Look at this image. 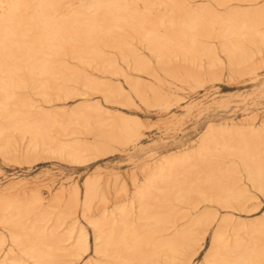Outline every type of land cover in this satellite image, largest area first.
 <instances>
[{
    "label": "rangeland",
    "instance_id": "obj_1",
    "mask_svg": "<svg viewBox=\"0 0 264 264\" xmlns=\"http://www.w3.org/2000/svg\"><path fill=\"white\" fill-rule=\"evenodd\" d=\"M23 3L0 264H264V0H58L37 50Z\"/></svg>",
    "mask_w": 264,
    "mask_h": 264
},
{
    "label": "bare ground",
    "instance_id": "obj_2",
    "mask_svg": "<svg viewBox=\"0 0 264 264\" xmlns=\"http://www.w3.org/2000/svg\"><path fill=\"white\" fill-rule=\"evenodd\" d=\"M25 1V0H24ZM57 2H58V0H37V4H38V9H36L35 11H37L38 10V14H39V19L37 18V22H38V24L36 25L35 24V26L36 27H34L33 25H32V22H31V28H33L34 27V30L36 31H34L35 33H33V35L31 34L30 36H32V38H33V40H34V42L32 41V39H31V37H29V39H31L30 41H32L33 43H36V41L40 44V43H42L44 40H45V38L47 37V34L48 33H50L51 35H53V36H55V37H57V36H60L62 33H64L65 35H66V32H67V29H70V24H68V23H61V24H59V25H56V26H45L44 24H43V22H42V15H45V16H51V14H52V12H53V10H55V8H56V4H57ZM5 3V5H3ZM27 3V2H26ZM28 3H29V0H28ZM25 5V3H23V0H0V7H3V8H5V10H6V12H7V14H9V17H8V15H7V18L6 17H4V16H2V14L0 13V16H1V19H0V30L2 29V30H4V31H1V32H3V33H1L0 32V79L2 80V82H3V86H2V89H1V91L3 90L4 92H5V94H6V96L7 97H3V99H5V101H7V99L8 100H10V99H12L13 98V96L12 95H10V92H12L11 91V89L12 88H14V86H17V84L19 85V83L20 82H17V74H18V72L19 73H21L22 74V70L24 71V73H25V70H27V69H29V68H27L26 67V65H28V64H26V62H24V60H22V59H19V58H21V57H23V56H21V57H17V55H19L18 53H13V51L11 50V46H16L17 48H19V50L20 51H22V49H24L25 48V42H19V40H17L16 39V37H17V34H16V32H14V30H12V29H9V27H11V26H9L8 24V27H6L3 23H4V21H9V20H13V19H15V16H17L18 14H17V11H18V6L19 5ZM5 6V7H4ZM22 6V7H23ZM21 7V8H22ZM26 7V6H25ZM3 8H2V10H3ZM7 8V9H6ZM21 8H19V9H21ZM1 12V11H0ZM5 12V11H4ZM18 12H20V11H18ZM261 13V12H260ZM4 15V14H3ZM17 18H18V16H17ZM33 19V18H32ZM16 20V19H15ZM20 20V19H19ZM24 20V19H23ZM34 20H35V18H34ZM6 21V22H7ZM11 22H14V21H11ZM36 22V21H35ZM40 23L42 24V26H40ZM23 24H24V22H23ZM4 25V26H3ZM18 25V24H17ZM30 25V23L27 25V27ZM13 26V25H12ZM23 27H24V25H23ZM38 27V28H37ZM18 28V27H17ZM16 28V29H17ZM25 28V27H24ZM23 28V29H24ZM36 28V29H35ZM28 29H30V28H28ZM13 32H12V31ZM32 29H30V31H31ZM24 31H25V29H24ZM22 32V31H21ZM33 32V31H32ZM24 34V33H23ZM77 34H80V32L79 33H77ZM21 36V35H20ZM79 36V35H78ZM23 38V37H22ZM21 39V38H20ZM25 39V38H24ZM28 42V41H27ZM31 42V43H32ZM31 43H27V44H29V46H30V44ZM31 44V46L33 47V48H35V46L37 45V43L36 44ZM37 46H39V45H37ZM37 46H36V48H35V50H37L38 48H37ZM28 47V46H27ZM29 48V47H28ZM32 48V50H34ZM16 50H18V49H16ZM18 50V51H19ZM28 50V49H27ZM35 50H34V52H35ZM58 50V48L57 47H55L54 49H51L50 50V52H56ZM17 51V52H18ZM19 51V53H21ZM38 52H39V50H38ZM17 54V55H16ZM25 54L26 53H24V51H23V54L22 55H24L25 56ZM28 55V54H27ZM27 56H25V59L27 60V58H26ZM32 60V59H31ZM49 60V59H48ZM51 61V60H50ZM52 62V61H51ZM43 63H44V65H43ZM41 65V64H40ZM52 65V64H51ZM54 65V64H53ZM52 65V66H53ZM29 66V65H28ZM30 67V66H29ZM34 67H36V66H34ZM39 66H37V68H38ZM54 67H56V66H54ZM59 69V68H58ZM30 70V69H29ZM37 70V69H36ZM39 70H40V73L41 74H44V73H46L47 74V72L50 70V63L48 62V61H44V62H42V67L41 68H39ZM56 70V69H55ZM51 71V70H50ZM27 72V71H26ZM28 72H30V71H28ZM29 74H31V73H29ZM53 74V73H52ZM51 74V75H52ZM58 74V73H57ZM61 74V73H60ZM60 74H59V76H60ZM28 75V74H27ZM50 75V76H51ZM46 76V75H45ZM57 76V75H56ZM15 77H16V79H15ZM19 77H20V75H19ZM52 77H54L53 75H52ZM51 77V78H52ZM57 78H59V77H57ZM56 79V78H55ZM54 79V80H55ZM51 80V79H50ZM53 80V79H52ZM57 80V79H56ZM18 81H19V79H18ZM44 81V80H43ZM41 82V80L39 81V82H41V84L42 83H45V82ZM58 81V80H57ZM53 83V82H52ZM47 83H45V84H42V86L43 85H46ZM49 85V84H48ZM48 85H46V87L45 88H48L47 86ZM39 87V86H38ZM44 88V89H45ZM42 90V89H41ZM43 91V90H42ZM45 92V91H44ZM1 98V97H0ZM7 98V99H6ZM10 98V99H9ZM4 101V100H3ZM2 101V102H3ZM4 101V102H5ZM1 102V103H2ZM8 102V101H7ZM0 103V104H1ZM3 105V104H2ZM9 105V104H8ZM12 106H13V102H12ZM19 111V110H18ZM18 111H16V113L18 112ZM2 112V111H1ZM13 114H14V112H13ZM10 115L9 114V117H6L7 118V121H10V119L11 118H14L15 116L14 115ZM19 115V114H18ZM12 116V117H11ZM14 116V117H13ZM21 116V115H20ZM19 116V117H20ZM12 120V119H11ZM21 120V119H20ZM15 121V120H14ZM13 122V121H12ZM25 123V122H24ZM8 124H11V123H8ZM8 124H6L5 123V125L0 129V138H2V139H5L4 141H7V142H9V140H8V138H9V130L11 129L10 128V126L8 125ZM15 129H16V127H15ZM22 129H23V127H22ZM12 131V130H11ZM24 131V130H23ZM12 140V139H11ZM2 142V141H1ZM7 142H5V145L3 144V148H5L4 146H6V143ZM12 142V141H11ZM11 142H10V144H11ZM7 148V147H6ZM1 149H2V147H1ZM9 149H11V148H9ZM3 150H6V149H3ZM12 150V149H11ZM13 151V150H12ZM71 152H73V151H71ZM3 153H5V152H3ZM74 153V152H73ZM71 154V153H70ZM6 156V155H5ZM251 164V163H250ZM252 164H254V163H252ZM256 164H257V162H256ZM262 164V163H261ZM250 166V165H249ZM254 167H255V164H254ZM262 169V168H261ZM160 170V169H159ZM158 170V171H159ZM158 171H157V173H158ZM162 172H163V170H161ZM253 171V170H252ZM161 172V173H162ZM156 173V172H155ZM155 173H152L149 177H148V179L146 180V184L148 183V185L150 186V184L151 183H149L150 181H151V179L153 178V177H155V176H158V175H156ZM160 173V172H159ZM163 175V174H162ZM252 175V174H251ZM160 176H161V174H160ZM253 176V175H252ZM262 176H263V174H262ZM158 178V177H157ZM252 178V177H251ZM263 178V177H262ZM156 179V178H155ZM155 179H153V181H152V183L153 182H155L154 180ZM254 180H255V178H254ZM257 181H258V179H257ZM145 184V185H146ZM154 184V183H153ZM144 185V186H145ZM143 186V187H144ZM154 186V185H153ZM151 187V186H150ZM228 187V186H227ZM147 188H148V186H147ZM139 189V188H138ZM137 189V190H138ZM144 189H145V187H144ZM146 190V189H145ZM149 190V189H148ZM141 191L143 192L144 190H142L141 189ZM140 193V192H139ZM138 193V194H139ZM227 193V192H226ZM235 193V192H234ZM137 194V195H138ZM224 194V193H223ZM235 194H239V193H235ZM229 195V194H228ZM139 196H141V195H139ZM143 197V196H142ZM221 197V196H220ZM225 197V196H224ZM135 198H137V197H135ZM134 198V199H135ZM144 198V197H143ZM233 198H235V197H233ZM237 198V197H236ZM238 198H239V196H238ZM141 200V199H140ZM222 200V199H221ZM240 200V199H239ZM135 201V200H134ZM230 201V200H229ZM242 201V200H241ZM220 202H222V201H220ZM138 203V202H137ZM140 203V202H139ZM141 203H142V201H141ZM224 204H225V202H223ZM242 204V203H241ZM244 206V205H243ZM241 207V206H240ZM140 208V207H139ZM141 211V210H140ZM203 211V210H202ZM206 211V210H205ZM138 212H139V210H138ZM148 212V211H147ZM211 213V212H210ZM201 214H203V213H201ZM212 214V213H211ZM138 215V214H137ZM146 215H147V213H146ZM200 215V214H199ZM145 216V215H144ZM201 216V215H200ZM209 216V215H208ZM211 216V215H210ZM213 216V215H212ZM143 217V216H142ZM199 217V216H198ZM211 218V217H210ZM169 219V218H168ZM171 219V218H170ZM194 219V218H193ZM192 219V220H193ZM204 218H197L196 220H195V223H197L196 224V226L197 225H199L200 223L202 224H205V222H203L204 220H203ZM206 219V218H205ZM215 219V218H214ZM213 219V220H214ZM9 220V219H8ZM156 220H157V218H156ZM159 220L160 219H158V222H159ZM141 221V220H140ZM162 220H160V222H161ZM206 221H208V222H206V224L208 223H210L209 222V220H207L206 219ZM164 222V221H163ZM194 223V222H193ZM192 223V224H193ZM11 224H13V221L11 222ZM263 225H264V223H262ZM155 225V224H154ZM194 225V224H193ZM192 225V226H193ZM263 225H261V222H260V226L261 227H259L258 229H260V231L258 232V233H260V234H264V227H263ZM191 226V225H190ZM195 226V225H194ZM259 226V225H258ZM156 227H158V226H156ZM208 228V227H207ZM206 228V229H207ZM178 229V228H177ZM219 229V228H218ZM217 229V230H218ZM257 229V228H256ZM255 229V230H256ZM181 230V229H180ZM183 230H185V229H183ZM182 230V232H178L179 233V236H180V234L183 236V239H182V236H181V240L183 241V240H185L186 239V237H187V239H188V236H186L187 234H189V232H190V230L188 229V230H186L187 232H185V231H183ZM220 230V229H219ZM218 230V231H219ZM218 231H215V232H217V233H214V240L213 241H215V242H217V245H218V243H219V240L218 239H221V238H219V233L220 232H218ZM258 231V230H257ZM185 233H187L186 235H183V234H185ZM256 233V232H255ZM177 236H178V234H177ZM176 236H175V234H174V237L173 238H175ZM179 238H177V240H178ZM187 239H186V241H187ZM176 240V239H175ZM181 240H179L178 241V243L181 241ZM173 241H174V239H173ZM222 241V240H221ZM171 243H168V249L166 250V248H165V251L167 252V251H174V246H177V245H175L172 241H170ZM177 242V241H176ZM186 243V242H185ZM164 244H165V240H164ZM180 245V244H179ZM188 245V244H187ZM215 245H216V243H215ZM214 245V246H215ZM216 245V246H217ZM190 246V245H189ZM215 246V247H216ZM217 247H219V246H217ZM216 247V248H217ZM188 248V247H187ZM189 249V252L191 251L190 250V247L188 248ZM176 250V249H175ZM217 250V249H216ZM255 251V250H254ZM257 251V250H256ZM177 252V251H176ZM217 252H219V250L217 251ZM217 252H215V253H217ZM257 252H259V251H257ZM256 252V253H257ZM255 253V252H254ZM260 253V252H259ZM169 253L167 252V255H168ZM255 255V254H254ZM259 255H262V254H259ZM169 256V258L171 257L170 256V254L168 255ZM167 256V257H168ZM168 259V258H167ZM171 259V258H170ZM188 259V258H187ZM253 259H256V258H253ZM172 260H174V259H172ZM251 260V259H250ZM257 260V262L258 263H261L260 261V259H256Z\"/></svg>",
    "mask_w": 264,
    "mask_h": 264
}]
</instances>
